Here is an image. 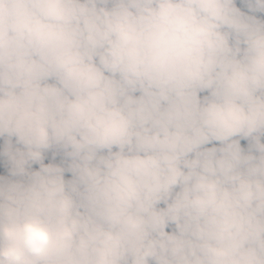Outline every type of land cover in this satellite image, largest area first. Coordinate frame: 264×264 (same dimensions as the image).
<instances>
[{
    "label": "clouds",
    "instance_id": "9594fccd",
    "mask_svg": "<svg viewBox=\"0 0 264 264\" xmlns=\"http://www.w3.org/2000/svg\"><path fill=\"white\" fill-rule=\"evenodd\" d=\"M0 264H264V0H0Z\"/></svg>",
    "mask_w": 264,
    "mask_h": 264
},
{
    "label": "rangeland",
    "instance_id": "374dc122",
    "mask_svg": "<svg viewBox=\"0 0 264 264\" xmlns=\"http://www.w3.org/2000/svg\"><path fill=\"white\" fill-rule=\"evenodd\" d=\"M242 143H244V142H242ZM46 162H48V161H46Z\"/></svg>",
    "mask_w": 264,
    "mask_h": 264
}]
</instances>
